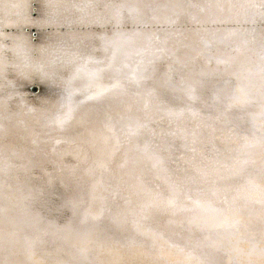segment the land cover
Here are the masks:
<instances>
[{"label":"bare ground","instance_id":"1","mask_svg":"<svg viewBox=\"0 0 264 264\" xmlns=\"http://www.w3.org/2000/svg\"><path fill=\"white\" fill-rule=\"evenodd\" d=\"M260 4L0 0V264H264Z\"/></svg>","mask_w":264,"mask_h":264},{"label":"snow or ice","instance_id":"2","mask_svg":"<svg viewBox=\"0 0 264 264\" xmlns=\"http://www.w3.org/2000/svg\"><path fill=\"white\" fill-rule=\"evenodd\" d=\"M242 8H246V9H253L255 8L254 4H248V5H241ZM261 17H264V0H261V4H260V12H259ZM117 87V85H113V88ZM112 89H104L100 92H96L93 94L92 97L90 98H99L101 96H103L105 94V92H109ZM190 93H195L196 92V87L193 86L192 88L189 89ZM73 113H74V109L70 108L68 112H62L56 119V124L58 127L63 128L64 126H66L72 119H73ZM239 221H235L231 227L233 228H238L239 227Z\"/></svg>","mask_w":264,"mask_h":264},{"label":"water","instance_id":"3","mask_svg":"<svg viewBox=\"0 0 264 264\" xmlns=\"http://www.w3.org/2000/svg\"><path fill=\"white\" fill-rule=\"evenodd\" d=\"M31 34H32V35L35 34L34 30H31ZM29 90H30L32 93H36V92H37V87H36V85H30V86H29Z\"/></svg>","mask_w":264,"mask_h":264}]
</instances>
